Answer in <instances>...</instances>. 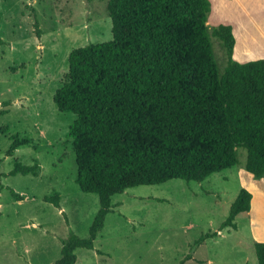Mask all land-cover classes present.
<instances>
[{"label": "trees", "instance_id": "16d2710c", "mask_svg": "<svg viewBox=\"0 0 264 264\" xmlns=\"http://www.w3.org/2000/svg\"><path fill=\"white\" fill-rule=\"evenodd\" d=\"M210 12L209 0H107L112 40L69 53L68 73L53 103L59 113L75 115L67 137L76 184L98 197L99 208L87 238L69 231L53 264H75L76 250H94L112 213V197L127 189L172 180L202 183L236 167L238 149L246 151L243 169L264 178V60L234 61L232 28L209 30ZM35 35L40 38L38 30ZM211 38L226 55L222 74ZM10 141L7 157L31 143L18 134ZM39 170L37 160L29 166L14 162L4 176L37 177ZM8 191L14 201L23 200ZM251 199L241 188L218 231L202 235L190 253L226 228L237 231L235 219L250 211ZM43 201L59 208L60 195ZM254 253L257 264H264V243H254Z\"/></svg>", "mask_w": 264, "mask_h": 264}, {"label": "rangeland", "instance_id": "374dc122", "mask_svg": "<svg viewBox=\"0 0 264 264\" xmlns=\"http://www.w3.org/2000/svg\"><path fill=\"white\" fill-rule=\"evenodd\" d=\"M209 30L232 22L253 56L246 21L264 22V0H209ZM37 22V27L34 23ZM230 26V25H229ZM107 0H0V264H53L69 231L87 238L99 208L98 197L82 193L68 128L75 119L59 113L53 95L68 73V55L89 44L112 40ZM40 32V38L35 33ZM218 73L227 59L221 43L211 38ZM12 69H15L13 72ZM7 102L8 106H2ZM31 143L7 157L10 137ZM238 165L202 183L172 180L159 186L131 188L112 197V213L94 241V250H76L75 264H257L244 214L218 236L196 247L204 234L217 232L240 185L234 172L243 169L246 151L238 149ZM37 177L4 176L13 163L32 165ZM232 174V176H231ZM8 189L22 196L14 201ZM60 195L59 208L45 196ZM264 229V226H261Z\"/></svg>", "mask_w": 264, "mask_h": 264}, {"label": "crops", "instance_id": "0c3cea01", "mask_svg": "<svg viewBox=\"0 0 264 264\" xmlns=\"http://www.w3.org/2000/svg\"><path fill=\"white\" fill-rule=\"evenodd\" d=\"M249 19V18H248ZM246 21V29L248 32L249 43L256 52V50L261 49V45L264 46V23L256 26V24L251 20ZM264 22V21H262ZM228 25L232 28V33L234 36V47L232 53V59L238 63H247L250 61L264 60V53H258L257 55L249 54L248 46L246 42L242 40V33L235 23L227 22ZM225 25V24H222ZM257 33L260 37V43L257 39ZM264 48V47H263ZM235 168V167H233ZM231 168V169H233ZM235 176L238 179L240 189L244 188L248 190L252 199L250 202V211L244 214L247 224L250 228L251 240L254 243H264V229L261 226H264V178L256 180L253 176L247 173L244 169L238 168L234 172ZM232 176V174H231Z\"/></svg>", "mask_w": 264, "mask_h": 264}]
</instances>
